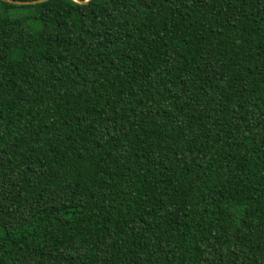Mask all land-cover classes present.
Here are the masks:
<instances>
[{"label": "trees", "instance_id": "16d2710c", "mask_svg": "<svg viewBox=\"0 0 264 264\" xmlns=\"http://www.w3.org/2000/svg\"><path fill=\"white\" fill-rule=\"evenodd\" d=\"M0 264H264V0H0Z\"/></svg>", "mask_w": 264, "mask_h": 264}, {"label": "water", "instance_id": "95a60500", "mask_svg": "<svg viewBox=\"0 0 264 264\" xmlns=\"http://www.w3.org/2000/svg\"><path fill=\"white\" fill-rule=\"evenodd\" d=\"M4 1L7 2V3L14 4V5H33V4L41 3V2H44V1H47V0H36V1H29V2H26V1L25 2H20V1H13V0H4ZM72 1H74L75 3H78V4H85L89 0H85V1L72 0Z\"/></svg>", "mask_w": 264, "mask_h": 264}]
</instances>
